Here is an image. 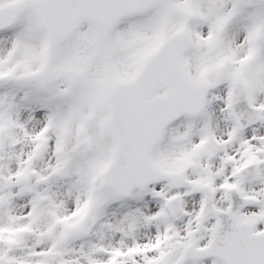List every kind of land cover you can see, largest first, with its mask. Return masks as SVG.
Returning a JSON list of instances; mask_svg holds the SVG:
<instances>
[{
  "label": "snow or ice",
  "instance_id": "snow-or-ice-1",
  "mask_svg": "<svg viewBox=\"0 0 264 264\" xmlns=\"http://www.w3.org/2000/svg\"><path fill=\"white\" fill-rule=\"evenodd\" d=\"M0 264H264V0H0Z\"/></svg>",
  "mask_w": 264,
  "mask_h": 264
}]
</instances>
